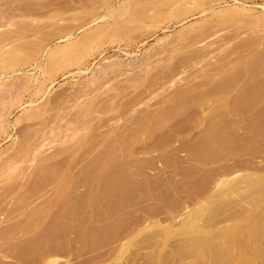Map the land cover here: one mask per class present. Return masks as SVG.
I'll return each mask as SVG.
<instances>
[{
  "label": "rangeland",
  "instance_id": "obj_1",
  "mask_svg": "<svg viewBox=\"0 0 264 264\" xmlns=\"http://www.w3.org/2000/svg\"><path fill=\"white\" fill-rule=\"evenodd\" d=\"M238 262L264 264V0H0V264Z\"/></svg>",
  "mask_w": 264,
  "mask_h": 264
},
{
  "label": "bare ground",
  "instance_id": "obj_2",
  "mask_svg": "<svg viewBox=\"0 0 264 264\" xmlns=\"http://www.w3.org/2000/svg\"><path fill=\"white\" fill-rule=\"evenodd\" d=\"M11 54H12V52H11ZM13 54H14V52H13ZM8 56H9V55H8ZM9 57H10V56H9ZM11 57H13V56L11 55ZM11 57H10V58H11ZM10 58H9V60H10ZM11 59H12V58H11ZM33 113H34V112H33ZM31 114H32V112H31ZM34 114H35V113H34ZM28 115H30V113H29ZM32 115H33V114H32ZM33 116H34V115H33ZM33 116L30 115L29 117L31 118V117H33ZM29 117H26V118L29 119ZM18 156H19V155H18ZM18 156H15L16 159H17V158H18V159L20 158V157H18ZM21 157H22V154H21ZM18 159H17V160H18ZM17 160H16V161H17ZM10 169H11V168H10ZM250 223H251V222H250ZM252 223H253V221H252ZM246 228H247V227L243 228L244 233L246 232ZM250 228H251V225H250ZM250 230H251V229H250ZM250 230L247 229V231H250ZM245 234L247 235L248 233H245ZM243 237H244V236H243ZM245 239L248 240V236H247V238H245ZM213 240H214V239H212V242H207V241L204 240L205 243L202 242V243H198V244H196V246H198V247H195V246L193 245L194 247H191V249L194 250V253H195V251H196L197 254H195V255H199V256H201V257H205V256H206V258H207L211 251H212V252H211V255L213 254V250H211V249H214L213 246H212V245H214V244H213V242H214ZM245 241H246V240H245ZM206 242H207V243H206ZM225 243H226V242H225ZM200 244H201V246H199ZM202 244H203V245H202ZM222 244H223V247H222V248L220 247V248H221V249L219 248L220 250H222V249L224 248V245H225V244H224V243H222ZM228 245H229V243H228ZM228 245H227V247H226L227 249H224V251L222 250L223 252L227 251L226 253H231L232 250H230V252H229V247H230V246H228ZM230 245H231V244H230ZM214 247L217 248V246H214ZM195 248H196V249H195ZM230 249H232V245H231V248H230ZM214 250H215V249H214ZM212 256H213V255H212ZM197 259H199V258L197 257ZM233 259H235V257H233ZM242 259H243V260H241V261H243V263H245V262H244V256H242ZM241 263H242V262H241ZM243 263H242V264H243ZM237 264H240V263L238 262Z\"/></svg>",
  "mask_w": 264,
  "mask_h": 264
}]
</instances>
